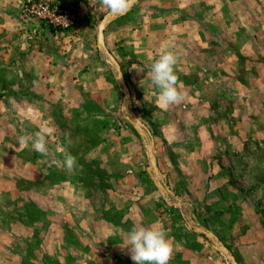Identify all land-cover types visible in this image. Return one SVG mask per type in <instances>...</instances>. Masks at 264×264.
Segmentation results:
<instances>
[{"label": "crops", "instance_id": "0c3cea01", "mask_svg": "<svg viewBox=\"0 0 264 264\" xmlns=\"http://www.w3.org/2000/svg\"><path fill=\"white\" fill-rule=\"evenodd\" d=\"M52 1L77 10L79 22L53 30L24 19L21 0H0V128L9 122L8 136L0 131V264H135L121 243L141 225L164 227L173 243L168 264H224L147 171L144 142L121 115L113 69L96 44L106 10L88 0ZM104 44L137 81L126 80L130 99L159 124V171L176 194L201 204L194 223L206 227L233 203L251 252L243 264H264L255 236L264 227L241 214L258 217V208L241 186L226 197L223 148L225 138L236 153L248 139H264V0H141L106 26ZM165 45L179 56L175 72L186 93L167 110L150 79ZM6 89L24 97L8 99ZM45 125L54 128L46 155L19 146L18 137ZM65 153L76 157L71 171Z\"/></svg>", "mask_w": 264, "mask_h": 264}, {"label": "rangeland", "instance_id": "374dc122", "mask_svg": "<svg viewBox=\"0 0 264 264\" xmlns=\"http://www.w3.org/2000/svg\"><path fill=\"white\" fill-rule=\"evenodd\" d=\"M22 2H23V0H21L20 5H19V12L21 13V16L27 20L37 19V18H27V17H24L22 15V12H21ZM139 2H141V0H137L133 4V6L135 4H138ZM133 6H132V8H133ZM116 18H118V17H116ZM115 19H113V20H115ZM46 25L53 30H60V29H56V28L52 27L48 23ZM99 55H101V57L103 58L102 53L100 51H99ZM113 57L115 58V56H113ZM115 60L117 61L118 65L120 67V70H121V73L125 79V82H126V80H129L131 82V85L134 87L137 84L136 79L132 78L133 75L127 71V67H125V64L123 61H121V63H119V60H117L116 58H115ZM103 61L107 62V64H109V66L111 68L109 66L108 67L110 69H112V68L114 69V67H112L110 61H108V60L105 61L104 58H103ZM113 74H114L115 83L118 86V88L116 87L118 89V96H120L118 104L122 105V103H123V90H122L120 84L118 83V81L116 79V71H113ZM2 77H3V81H5V83H7V84L10 83L12 80V79L8 80V78L10 76L5 75L4 73H3ZM131 78H132V80H131ZM126 84H127V82H126ZM127 87H128V85H127ZM5 93L7 94L8 99H18L20 97H24L23 94L25 92L8 91V89H6ZM137 98H138V96H137ZM115 108H117V105ZM129 108L148 127V129H149V131H150V133L154 139V148H155L154 151H155V157H157L160 154V152H163L165 145H164L163 140H160V138H156L158 135V132H160L159 131V124L155 120H153V121L151 120L152 119L151 109H147L146 107H144L143 104L141 106H139V103H135L131 99L129 100ZM22 109H25V107L17 108L18 114L19 113L22 114L21 113ZM111 110H113V107L111 108ZM120 111H121V109H120ZM121 115H122L123 119L126 122H128L125 119L122 112H121ZM244 122H246V121H244ZM23 124H25V123H23ZM255 126L258 129H260L262 127L260 124L258 125L257 123L255 124ZM248 127H249V129H248V132H249L250 130H252L253 126H251V127L248 126ZM0 131H1L2 135L8 136L7 134L9 133V122H6L3 125V127L0 128ZM258 133H259V130H258ZM260 138L258 139V137H256V138L248 139L247 143L244 146V150L242 153H238V152L236 153L235 150H233L234 149L233 143L229 142L226 138H225V140H223L224 141L223 142L224 143L223 148L225 151L224 160H225V163L228 167V172H229L230 181H231V185H232L231 187H228L229 189L228 188L226 189L225 194H226V197L230 198V193L233 192L235 189L234 186H241L243 191H244V194L249 199L252 200V202H251L252 205H254V206L256 205V207L258 208V211H259L258 217H250L251 214H250L249 210L241 212V214H243V216H247V217H245L244 220L245 221L248 220L250 223L251 221L255 222L256 218H257V223L264 227V139H262V138L260 139ZM145 149H146V147H145ZM147 157H148V154H147ZM148 166H149V162H148ZM161 173L163 174L162 181L167 186H169V188L174 192V194L177 195L182 200V202H183V207H182L183 216H189L191 219H193L194 222H196V221L198 222L197 215H198V213L200 214V212L198 211V209L196 207H199V210L201 211V204L200 203L197 204L196 201H194V202L186 201L181 196L176 194L175 191L173 190L174 184L171 181V179H169L164 172H161ZM22 183L24 184V182H22ZM162 197L165 200L163 195H162ZM171 200H174V198H172ZM165 202L168 203L166 200H165ZM247 204H248V202H247ZM248 206H249V204H248ZM30 211L32 214L36 213V210H33V208H30ZM223 211H224L223 212L224 214H222L223 216L215 214L210 219V221L207 220L206 227L209 228L210 230H212L215 233V235L223 242V244L230 250V252L232 253L233 257L235 258L237 264H243V263H245V261H243V259L244 260L248 259V258L250 259V253H251V252L245 250L247 248H244V246H243V244L245 242L244 239L239 238L240 234H238V232H239V230L244 229V228H242L243 226L240 227V223H238L237 222L238 220H236L238 215L235 212L233 203L228 202L227 204H225ZM200 217H201V214H200ZM238 218L240 219V222H242L241 218L240 217H238ZM200 224L204 225L201 222H200ZM198 233L201 234L203 239L207 240V242L209 243L210 251L212 252L211 253V259L223 260L224 264H233L231 261L227 260L226 257H224L222 254H220V252L217 249L214 248V246L212 245V243L209 239H207L202 233H200V232H198ZM255 236L258 238H262L261 242L264 243L263 233H262V235H255ZM246 239H248V237ZM262 253H264V251ZM246 263L248 264L249 261H246Z\"/></svg>", "mask_w": 264, "mask_h": 264}, {"label": "clouds", "instance_id": "9594fccd", "mask_svg": "<svg viewBox=\"0 0 264 264\" xmlns=\"http://www.w3.org/2000/svg\"><path fill=\"white\" fill-rule=\"evenodd\" d=\"M89 6L96 9L98 6L105 9L106 15L119 17L127 14L133 6V0H88ZM165 45L159 56L153 62L150 71L151 82L159 89L158 107L167 110L170 105L180 104L186 93L178 84L175 66L179 56ZM139 71V69H137ZM54 134L52 126H43L33 135L18 137L19 146L32 149L39 154L48 152L47 138ZM77 164L76 157L70 153L64 154L63 166L71 171ZM121 248L130 252L135 264H168L173 253V243L162 225L134 226L126 242Z\"/></svg>", "mask_w": 264, "mask_h": 264}, {"label": "water", "instance_id": "95a60500", "mask_svg": "<svg viewBox=\"0 0 264 264\" xmlns=\"http://www.w3.org/2000/svg\"><path fill=\"white\" fill-rule=\"evenodd\" d=\"M136 1L137 0H133V4ZM115 18H116L115 16L106 15V14L101 18L100 25L96 29V44L98 50L102 53V56L105 59V61L107 60L110 61L112 67H114V69L112 68L113 71H116V79L123 90V103L121 106L122 113L125 119L133 126V128H135V130L141 136L145 144L148 154V162H149L148 172L150 173V176L154 184L156 185V187L159 189V191L161 192V194L164 196L165 200L169 204L171 205L173 204L181 208L183 207L182 200L177 195H175L174 192L169 188V186H167L162 181L163 174L159 171L157 167L156 157L154 153L153 136L151 135L148 127L129 108V100H130L129 89L127 87V84L121 73L117 61L105 47L104 29ZM172 198H174V200H171ZM184 218L191 229L202 233L206 238H208L211 241L214 248L217 249L220 252V254L226 257L227 260L231 261L233 264H237L230 250L223 244V242L215 235L213 231L198 223L195 224L193 219H191L189 216H184Z\"/></svg>", "mask_w": 264, "mask_h": 264}, {"label": "built area", "instance_id": "2783aa9c", "mask_svg": "<svg viewBox=\"0 0 264 264\" xmlns=\"http://www.w3.org/2000/svg\"><path fill=\"white\" fill-rule=\"evenodd\" d=\"M21 12L24 17L43 20L60 30L69 29L79 22L77 10L57 4L52 0H23Z\"/></svg>", "mask_w": 264, "mask_h": 264}]
</instances>
